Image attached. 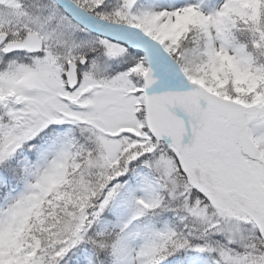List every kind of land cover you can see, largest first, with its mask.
<instances>
[{
	"label": "snow or ice",
	"instance_id": "obj_1",
	"mask_svg": "<svg viewBox=\"0 0 264 264\" xmlns=\"http://www.w3.org/2000/svg\"><path fill=\"white\" fill-rule=\"evenodd\" d=\"M0 264H264V0H0Z\"/></svg>",
	"mask_w": 264,
	"mask_h": 264
}]
</instances>
